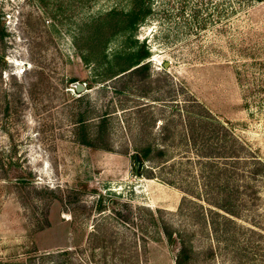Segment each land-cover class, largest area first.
Segmentation results:
<instances>
[{"label": "rangeland", "instance_id": "1", "mask_svg": "<svg viewBox=\"0 0 264 264\" xmlns=\"http://www.w3.org/2000/svg\"><path fill=\"white\" fill-rule=\"evenodd\" d=\"M135 1L0 0V264H175L156 209L187 264H264V172L226 226L184 191L187 116L264 163V0H146L130 24ZM146 145L164 153L135 174Z\"/></svg>", "mask_w": 264, "mask_h": 264}, {"label": "trees", "instance_id": "2", "mask_svg": "<svg viewBox=\"0 0 264 264\" xmlns=\"http://www.w3.org/2000/svg\"><path fill=\"white\" fill-rule=\"evenodd\" d=\"M147 13L148 6H146V0H136L131 11L132 20H130V24L142 21ZM145 54L146 52L138 58L134 64L137 66L130 70L127 69L128 76L147 72L149 68L148 63H139L140 59L145 57ZM79 121L83 124V119H79ZM103 121L101 120V125L104 123ZM186 126L188 128L189 139L196 146L195 151L199 157L198 163L201 173L200 192H193L188 188L184 189L185 193L191 194L194 198L193 200L190 199L188 203L193 204L201 210H205L206 216L209 215L211 219L208 221H211L212 224L215 223V218H220L225 226L226 224L233 223L234 220L232 218L241 215V211L247 204V199H249L248 197L253 198L257 196V192L251 184L250 179L244 175L245 170L249 169L248 173L255 177L260 172H264V163L245 155L246 148L238 136L229 127L223 125L215 118L206 119L200 116V118L194 120L187 116ZM80 143L91 145V142L85 136L80 138ZM152 152L154 154H151ZM163 153L164 151L161 148L146 145L135 155V159L140 163H143L145 160L155 163L159 160L155 161L154 158H160ZM152 174L151 171L146 173L149 177ZM186 200L187 196H184L179 208ZM199 201L205 203L207 207H204ZM101 210L104 209L101 208ZM160 212V209H156L155 212H149L152 226L159 228L170 244L178 243L180 245L175 256V264H187L191 258L190 245L179 231L173 232L167 222L162 220L161 222H157L154 218V213L158 214ZM65 251L67 250L63 252Z\"/></svg>", "mask_w": 264, "mask_h": 264}, {"label": "water", "instance_id": "3", "mask_svg": "<svg viewBox=\"0 0 264 264\" xmlns=\"http://www.w3.org/2000/svg\"><path fill=\"white\" fill-rule=\"evenodd\" d=\"M81 87H82L81 85L76 86L77 90L81 89ZM140 164L141 163L139 161H137V160L135 161V174H137V170H138Z\"/></svg>", "mask_w": 264, "mask_h": 264}]
</instances>
